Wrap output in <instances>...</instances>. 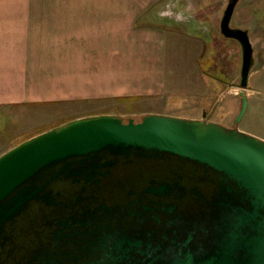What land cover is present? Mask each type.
<instances>
[{
	"label": "water",
	"instance_id": "water-1",
	"mask_svg": "<svg viewBox=\"0 0 264 264\" xmlns=\"http://www.w3.org/2000/svg\"><path fill=\"white\" fill-rule=\"evenodd\" d=\"M241 49L233 127L146 113L69 120L0 155V264H264V140L238 128L255 64Z\"/></svg>",
	"mask_w": 264,
	"mask_h": 264
},
{
	"label": "crops",
	"instance_id": "crops-1",
	"mask_svg": "<svg viewBox=\"0 0 264 264\" xmlns=\"http://www.w3.org/2000/svg\"><path fill=\"white\" fill-rule=\"evenodd\" d=\"M177 5L182 7L163 0H0V107L44 105L61 100V92L66 102L80 101L82 94L103 99L117 88V96L141 98L145 113L173 115L157 110L156 102L179 95L186 85L183 69H195L203 61L199 54L215 50L204 25H194L190 35L178 21L166 20V8ZM214 33L212 40L224 44ZM185 50L194 57L181 59ZM241 60L240 53L239 76ZM42 88L60 89L59 98L33 90Z\"/></svg>",
	"mask_w": 264,
	"mask_h": 264
},
{
	"label": "rangeland",
	"instance_id": "rangeland-1",
	"mask_svg": "<svg viewBox=\"0 0 264 264\" xmlns=\"http://www.w3.org/2000/svg\"><path fill=\"white\" fill-rule=\"evenodd\" d=\"M163 1L181 2L182 5L172 9L166 8L171 12L164 16L167 17V21H171L170 23L178 21V27L185 32L190 31L187 33L190 35L193 34L191 30L195 26L204 25L208 28L206 30L211 35L209 39L215 44V50L213 54L207 56L201 57L202 55L199 54L198 61L201 59L203 61L201 64L197 63L195 69L194 67L183 69L180 78L186 85L182 87L183 89H179L181 95L164 96L159 102L155 101L161 106V109L157 110L183 117L194 115L201 118L204 114L207 120L233 127L240 109L239 70H236V63L241 49L236 41L222 36L221 38L225 40L224 44L212 40L214 31L219 33V22L227 0ZM231 26L249 30L255 57L246 89L249 106L238 128L264 140V0H240L233 13ZM191 53L188 50L183 51L181 59H191L195 55ZM193 85H197V88L194 89ZM33 90L43 93L55 92V96L52 93V98L56 100L59 97L62 100L64 96L61 92V96L58 97L57 91L60 90L58 88ZM114 93L115 95L111 97L107 96L108 98L103 99L98 97L96 100L89 99L87 94H82L80 101L76 102L59 100L44 105L21 103L11 105L9 108L0 107V155L21 141L72 118L119 113L123 114V117H140L145 110H149L139 106L141 98L117 96L116 94L119 93L117 88H114Z\"/></svg>",
	"mask_w": 264,
	"mask_h": 264
}]
</instances>
